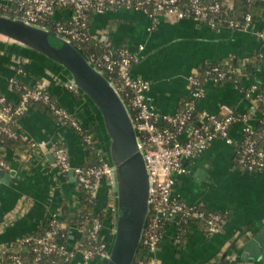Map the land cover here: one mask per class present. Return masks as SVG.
Returning a JSON list of instances; mask_svg holds the SVG:
<instances>
[{"label": "crops", "instance_id": "1", "mask_svg": "<svg viewBox=\"0 0 264 264\" xmlns=\"http://www.w3.org/2000/svg\"><path fill=\"white\" fill-rule=\"evenodd\" d=\"M5 0H0L3 2ZM264 15V0H261ZM71 10L63 9L56 17L66 19ZM262 22L249 29L212 28L191 18L175 15L152 16L144 11L114 8L94 14L90 30L94 36L108 37L113 44L125 45L139 51L140 60L132 66L134 77L150 81V93L163 113H174L188 96V77L206 62L243 60L261 55L262 63L251 76L236 81L215 83L206 80L205 95L196 106L198 110L224 112L225 107L245 112L252 103L241 91L253 83L264 85V42L257 31ZM25 69L21 78L28 85L42 80L59 105L74 113L84 125L95 123L101 136L102 152L105 140L89 101L63 85L61 69L31 57L23 51L0 48V89L8 100L17 102V93L10 79L16 66ZM62 81V82H61ZM22 139L26 145L16 149L5 147L0 140V158L14 171L9 183L0 181V250L15 248L17 241L32 234L52 215L62 217L61 195L72 207L80 203V192L74 176L62 173L48 154L56 145L64 147L73 166L82 165L87 150L76 131L50 114L28 108L19 118ZM235 144L216 139L206 151L186 164L189 171L176 177L174 194L189 204L226 212L228 219L221 228L207 234L192 225L182 243L177 242L178 223L171 222L156 254L158 264H208L212 259L226 256L229 264H264L242 258V244L264 227V170L247 171L237 166L236 149L241 140V127L231 128ZM107 181L98 188L95 211L106 204ZM111 227L110 215L105 217V231ZM80 236L78 227L70 235ZM1 260V259H0ZM67 264H99L84 262L81 257ZM101 264V263H100Z\"/></svg>", "mask_w": 264, "mask_h": 264}, {"label": "built area", "instance_id": "2", "mask_svg": "<svg viewBox=\"0 0 264 264\" xmlns=\"http://www.w3.org/2000/svg\"><path fill=\"white\" fill-rule=\"evenodd\" d=\"M225 1L227 7L222 5L221 0H189L185 4L181 0H5L0 2L15 14L12 17L44 28H47V23L54 21V29L50 30L70 40L79 49V44L87 42L99 46L100 50L93 48L89 55H86L87 58L113 81L123 99H128V102L126 100L125 102L135 114L132 116L141 137L151 182V208L142 240L148 261L139 260L137 264H158L156 254L166 228L173 221L178 223V215L182 218L205 216L195 204H189L174 194L176 177L186 174L189 171L186 163L200 156L216 139H222L226 144H235L231 137V128L234 125L241 127V140L236 144V162L247 171L264 170V128L257 130L258 123L264 124V108L260 114L255 111L236 112L225 106L223 107L225 111L220 113L205 109L198 110L196 104L204 97L205 88L204 83L192 73L188 77L189 91L186 105L174 113L159 111L150 93V81L142 77H134L131 72L132 66L140 60L139 51L144 46L140 45L138 49H132L125 45L113 44L108 37L94 36L90 30V16L109 9L126 8L144 11L155 17L172 14L179 19L191 18L215 29L222 27L249 29L261 21L262 25L257 33L264 42V15L259 21L253 22L252 15L247 13L244 16V23H240L229 18V9L233 8V0ZM63 9L71 10V15L65 22L56 17V13ZM242 65L243 62H240L237 68L230 65L226 69L214 66L206 71L207 80L215 83L223 81L230 73L239 71ZM16 67V75L10 79V83L17 93V102L8 100L0 89V135L8 138L22 137L19 118L33 102L48 105L62 124L79 129L85 126L74 113L52 99L44 82L35 87H25L26 89L22 91L19 81H23L21 76L25 73V69L20 65ZM62 83L69 90L77 91L71 83ZM240 87L245 97L248 100L252 99L253 104H257L259 99L264 101V97L257 93L260 88L258 84ZM92 138L90 132L84 136L87 142H91ZM51 154L55 157V165L62 173L67 174L71 169L74 170L76 182L85 189L91 200L97 199L98 188L103 180L112 187L113 168L105 155L101 165L73 166L64 147L56 145ZM0 168L4 170L9 168L2 158H0ZM113 211L115 204L113 206L107 202L101 211L94 210L92 226L87 234V244L78 243L79 237L74 243H70V236L66 243L54 226L55 220L60 217L52 215L54 219L51 229L38 238L19 240V244L14 249L0 250V259L14 251L16 253L11 254L10 258L14 264H22L20 251L26 249L25 245L32 243L37 253L49 256L56 254L65 264L77 257H81L86 263L100 264L109 254L115 222L111 216ZM101 212L105 213V217L107 214L110 215L109 232L105 231V219L99 217ZM220 221H222L220 214L210 212L207 215L206 232L209 234L217 232L221 228ZM78 231L81 235L85 228L78 227ZM176 238L178 241L179 236L177 235ZM219 259L220 256L212 259L208 264H216Z\"/></svg>", "mask_w": 264, "mask_h": 264}, {"label": "water", "instance_id": "3", "mask_svg": "<svg viewBox=\"0 0 264 264\" xmlns=\"http://www.w3.org/2000/svg\"><path fill=\"white\" fill-rule=\"evenodd\" d=\"M0 48L23 51L63 71L91 104L113 168L115 222L108 257L101 264H134L151 208V182L141 137L132 113L113 81L73 42L54 31L0 13ZM55 163V157L48 154ZM14 171L0 168L9 183ZM69 174L74 176V170ZM76 181V178L74 177ZM75 235H70L74 243ZM242 258L264 263V227L242 244Z\"/></svg>", "mask_w": 264, "mask_h": 264}, {"label": "trees", "instance_id": "4", "mask_svg": "<svg viewBox=\"0 0 264 264\" xmlns=\"http://www.w3.org/2000/svg\"><path fill=\"white\" fill-rule=\"evenodd\" d=\"M189 0H181L184 4L187 3ZM221 3L223 6L227 7V1L221 0ZM0 13L8 15V16H15V14L10 11L8 8L6 9L4 6L0 4ZM250 13L253 18V22H257L260 20V18L263 16V9L261 6V0H255L253 2H249L248 0H233V8L229 9V18L233 20H237L240 23H244V16ZM94 15V14H93ZM90 16V23H91V18ZM60 21H67L66 19L61 18ZM54 21H51L50 23L46 24V27L48 29H54L53 25ZM80 49L85 55H89L91 50L98 49L100 50L99 46L95 45L92 42H87L83 44H79ZM263 61V57L261 55H253L249 58H245L243 60H238L236 58H229L227 61H217V62H206L204 64H200L193 74H195L203 83L207 80L206 76V71L211 69L214 66H219L222 69H226L228 66H232L233 68H237L239 66L240 62H243V65L241 66V69L239 71L232 72L228 75V77L220 82L216 83H222L225 81H236L238 85L241 83V79L243 77H249L253 73V71L258 67ZM21 82V88L22 91L25 90V87H35L37 84L43 83L42 80L39 82H36L34 85H28L25 81H19ZM260 88L258 89L257 93L261 94L264 97V85L259 86ZM75 91V90H74ZM18 92V91H17ZM79 97H82L81 93L75 91ZM20 93V92H18ZM52 97V96H51ZM125 98V97H124ZM54 100V98L52 97ZM126 102H128V99L125 98ZM249 101L252 103V99H249ZM187 103V98L184 100L182 107H184ZM36 108L45 111L46 113L50 114L54 119L60 122V119L54 114V112L51 110V108L48 105H45L42 102H33L29 106V108ZM264 108V101L259 99L257 104H253L252 106L246 110L248 111H255V113L260 114ZM26 113V112H25ZM131 113L133 116H135L134 111L131 109ZM72 127L76 133L79 135L81 138L87 153L85 156V160L82 163L83 166H96V165H101L103 163V158H104V152H102V145H101V136L99 135L98 128L95 123H88L85 125L82 129ZM264 128V124L258 123L257 125V130H261ZM92 134V140L91 142H87L84 139V136L87 133ZM142 135V133H141ZM0 140L2 141V144L5 147L16 149L21 146H24L27 144L22 137L18 138H8L5 135H0ZM261 143V142H260ZM237 166H239L241 169L245 170L242 166H240L237 163ZM77 187L80 192V203L77 207H72L70 205V202L66 199L64 195H61V212H62V217L57 218L55 220L54 226L58 229V235L65 240L67 243L69 240L70 236V229L71 227H83L85 228V231L79 236L78 243H85L87 244V234L88 230L92 226V218H93V212L96 208L97 204V199H92L90 195L85 191L83 187H81L78 182H76ZM114 191L112 187H109L107 193H106V202L108 204H112L114 206ZM196 207L204 212L205 216L204 217H187V218H182L181 215H178V236L179 240L177 242L182 243L184 238H185V233L190 229L192 225L197 226L198 228H201L205 230V226L207 224V215L210 212H215L218 213L222 216V221L219 222V226L221 227L223 223L228 219V214L226 212L222 211H216V210H211L207 209L204 206L201 205H196ZM111 216L113 219H115V211L111 213ZM99 217L101 219H105V213L101 212ZM53 217H49L43 224L42 226L37 229L36 232L32 234H27L21 237L19 240H22L24 238H38L42 236L43 234L46 233L47 230L52 228V221ZM206 232V230H205ZM207 233V232H206ZM209 234V233H207ZM19 240L17 241L16 245L19 244ZM34 244H27L25 245L26 249L20 251V256L22 258V264H65L64 260L56 255H43L42 253L39 254L34 250ZM16 252L11 251V254H15ZM6 255L0 260V264H14V261L10 258V255ZM139 260H143L145 262L148 261V257L146 256V247L142 243L140 246V249L137 253L135 264ZM230 261L229 259L224 256L219 259V261L216 264H229Z\"/></svg>", "mask_w": 264, "mask_h": 264}]
</instances>
